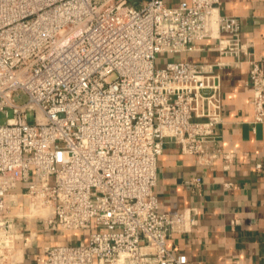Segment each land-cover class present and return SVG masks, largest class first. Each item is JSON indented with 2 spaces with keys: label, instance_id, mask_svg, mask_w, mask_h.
Returning <instances> with one entry per match:
<instances>
[{
  "label": "built area",
  "instance_id": "built-area-1",
  "mask_svg": "<svg viewBox=\"0 0 264 264\" xmlns=\"http://www.w3.org/2000/svg\"><path fill=\"white\" fill-rule=\"evenodd\" d=\"M219 4L0 0V264L26 263L31 221L89 230L86 243L46 245L33 264L187 263L167 240L191 232L197 210H158L157 162L167 140L207 164L218 156L208 145L223 122L221 75L157 59L204 39L239 59L240 19ZM250 63L260 123L264 58ZM191 183L199 191L201 176Z\"/></svg>",
  "mask_w": 264,
  "mask_h": 264
},
{
  "label": "crops",
  "instance_id": "crops-1",
  "mask_svg": "<svg viewBox=\"0 0 264 264\" xmlns=\"http://www.w3.org/2000/svg\"><path fill=\"white\" fill-rule=\"evenodd\" d=\"M164 1L175 6L188 0ZM219 7L223 15L240 19L245 44L240 58L220 54L216 39L198 41L197 50L172 55L175 60L214 64L221 75L223 122L208 145L218 156L207 164L204 157L184 153L167 140L158 157L154 193L162 213L197 210L192 231L172 233L167 240L174 253L187 255L186 264H264V121L254 122L250 80L251 60L264 58V0H220ZM197 176L202 178L199 191L191 183ZM41 225L31 221L36 237L25 264L44 255L46 245L88 240L87 229L46 231Z\"/></svg>",
  "mask_w": 264,
  "mask_h": 264
},
{
  "label": "rangeland",
  "instance_id": "rangeland-1",
  "mask_svg": "<svg viewBox=\"0 0 264 264\" xmlns=\"http://www.w3.org/2000/svg\"><path fill=\"white\" fill-rule=\"evenodd\" d=\"M169 59H173L172 58V55H169V54H167V55H165V56H163V59H162V57H159L158 59H157V61L160 63V62H166V61H168ZM6 119H7V117H6V115H5V113L3 112V111H0V124H2V123H5L6 122ZM38 211H40V210H37V211H34L33 213H34V215L35 216H37L38 214H40ZM48 211H50V209H48ZM47 213V212H46ZM32 224H34V223H32ZM41 224V223H40ZM42 226V225H41Z\"/></svg>",
  "mask_w": 264,
  "mask_h": 264
},
{
  "label": "water",
  "instance_id": "water-1",
  "mask_svg": "<svg viewBox=\"0 0 264 264\" xmlns=\"http://www.w3.org/2000/svg\"><path fill=\"white\" fill-rule=\"evenodd\" d=\"M134 5L138 4V0H131Z\"/></svg>",
  "mask_w": 264,
  "mask_h": 264
}]
</instances>
